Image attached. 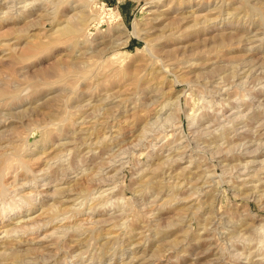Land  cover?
Returning a JSON list of instances; mask_svg holds the SVG:
<instances>
[{
    "label": "rangeland",
    "instance_id": "374dc122",
    "mask_svg": "<svg viewBox=\"0 0 264 264\" xmlns=\"http://www.w3.org/2000/svg\"><path fill=\"white\" fill-rule=\"evenodd\" d=\"M0 264H264V0H0Z\"/></svg>",
    "mask_w": 264,
    "mask_h": 264
},
{
    "label": "bare ground",
    "instance_id": "6f19581e",
    "mask_svg": "<svg viewBox=\"0 0 264 264\" xmlns=\"http://www.w3.org/2000/svg\"><path fill=\"white\" fill-rule=\"evenodd\" d=\"M150 1V0H149ZM81 12L79 13V15H76L77 17H75L74 19H69V18H66V19H63L62 21L59 20L57 22V30H58V33L60 35V37H68V36H72V40H76L78 35L82 32L81 30H84V26L85 25H88L86 24L88 19L91 17V16H87L86 14L87 13H84L85 11L83 10H80ZM60 15V14H59ZM56 16L55 15V19H56ZM63 16V15H62ZM89 17V18H88ZM73 18V17H72ZM92 19V18H91ZM57 21V20H56ZM120 26V25H119ZM120 30L122 28H119ZM135 33V32H134ZM81 35V34H80ZM79 39V38H78ZM28 43V42H27ZM30 44V43H29ZM29 44H27V48H29L28 50H34L35 46L31 45L28 46ZM36 44V43H34ZM38 45V43H37ZM34 53V52H33ZM31 54V53H30ZM168 182V181H167ZM179 196V195H178Z\"/></svg>",
    "mask_w": 264,
    "mask_h": 264
}]
</instances>
